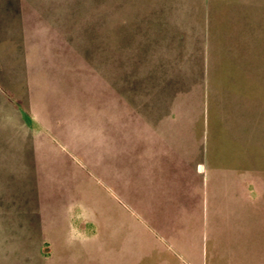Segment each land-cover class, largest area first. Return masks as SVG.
<instances>
[{"label": "rangeland", "instance_id": "374dc122", "mask_svg": "<svg viewBox=\"0 0 264 264\" xmlns=\"http://www.w3.org/2000/svg\"><path fill=\"white\" fill-rule=\"evenodd\" d=\"M149 118L203 139V255L136 250L115 135ZM160 262L264 264V0H0V264Z\"/></svg>", "mask_w": 264, "mask_h": 264}, {"label": "crops", "instance_id": "0c3cea01", "mask_svg": "<svg viewBox=\"0 0 264 264\" xmlns=\"http://www.w3.org/2000/svg\"><path fill=\"white\" fill-rule=\"evenodd\" d=\"M132 31L134 33L131 28L126 31L120 41L117 37L116 45L123 47L121 50L127 47ZM130 78L134 79L133 75ZM152 107L153 111L158 109L156 106ZM143 123L142 125L140 123V127H143L140 133L134 130L135 133L120 136L116 128L114 147L116 186L121 183L124 190L131 191L133 199H142L143 203L144 198L142 196L138 198L132 192H135L136 183L141 182L148 187L144 207L147 225L142 226L144 228L141 230L148 244L140 246L137 241L136 250L142 255L143 248L151 247L150 256L156 251L162 256L179 255L186 252L184 246L190 245L197 255L199 253L203 255L204 242L206 246L208 245L203 234L204 224L208 225L207 222L212 221L213 216L220 211L217 209L219 204L211 200L212 172L209 169L210 162L206 159L207 151L204 152L203 149V139L199 140L197 136L183 138L187 144L183 146L180 144L183 142L181 137H169L159 133L160 122L156 119L149 118ZM228 174H222L226 185ZM204 189H207L205 192L208 191L205 197ZM197 230L201 232L198 235ZM182 241L184 250L181 249Z\"/></svg>", "mask_w": 264, "mask_h": 264}]
</instances>
